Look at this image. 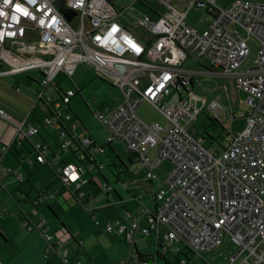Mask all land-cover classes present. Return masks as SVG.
<instances>
[{"label":"built area","instance_id":"built-area-1","mask_svg":"<svg viewBox=\"0 0 264 264\" xmlns=\"http://www.w3.org/2000/svg\"><path fill=\"white\" fill-rule=\"evenodd\" d=\"M56 1L0 0V76L41 74L33 108L40 112L37 124L55 130L56 150L38 138L39 126L0 109V119L13 127L12 143L20 146L35 138L31 141L35 163L53 166L61 180L73 186L77 198L86 199L80 192L86 183L82 175L101 168L94 155L103 150L92 137L78 136L66 111L76 90L61 93L54 83L56 73L68 74L83 65L121 93L119 103L93 112L106 130V143L123 144L147 180L156 178L155 169L162 162L170 164L162 188L153 197L158 203L155 210L131 219L127 227L120 225L116 232L130 244L138 235H152L157 252L162 256L172 249L176 264H211L205 257L226 238L233 251L225 264H263L264 1L241 0L222 9L215 0H193L192 8L208 14L203 31L186 23V13L174 7L177 0H135L155 3L162 13L151 9L155 17L138 15L130 27L121 23L129 6L117 11L108 0H64V8L75 12L68 22ZM253 48L255 68L241 71ZM202 59L209 63V74L231 78L248 107L242 114L243 129L229 132L219 152L208 150L192 134L207 102L193 96L190 83L197 72L185 62ZM49 88L53 90L47 93ZM142 103L152 106L166 124L143 121L136 114ZM208 108L220 116L218 103ZM9 149L10 145L0 147V161ZM152 149H156L154 159ZM67 156L71 162L56 163ZM14 174L17 181H24L21 174ZM102 190L108 192L110 187L103 185ZM45 199L40 196L38 201ZM83 207L98 225L89 199ZM25 225L27 231L36 227ZM37 228L52 242L42 220ZM105 231L113 227L106 224ZM154 260L142 259L138 264H157Z\"/></svg>","mask_w":264,"mask_h":264},{"label":"rangeland","instance_id":"rangeland-1","mask_svg":"<svg viewBox=\"0 0 264 264\" xmlns=\"http://www.w3.org/2000/svg\"><path fill=\"white\" fill-rule=\"evenodd\" d=\"M134 1L135 0H110L111 4L117 11H121L128 6L130 7V9L128 8L126 11H124V14L121 18V23L125 26L130 27V24L136 21L138 15L148 16L149 18L155 17L153 12L150 11L151 9L157 13H162L160 7L155 3ZM179 1L183 6L174 4V7L177 11L184 14L186 13V23L197 31H203L204 28H206V24L208 23V14L203 8H192L191 5L193 0ZM238 1L241 0H216V5L219 8L225 9ZM200 61H202V63L206 66V61L204 59ZM185 66H188L197 72L194 74L193 78V86L191 90L193 96L197 99H205L207 102V106L202 107L198 118L193 123L194 131L192 134L196 138H199V136L202 134L201 136L204 138L203 144L208 148V150L212 152H219L221 147L227 142V133L240 132L244 127V119L241 118V116L248 111V107L246 104H244V95L242 93H238L235 90L230 77L223 78L220 75L209 74L208 72H205L206 67H202V69H199L202 71H198L197 69L200 66L196 61H186ZM40 80L41 75L36 71L0 76V109L16 120L25 119L32 111L31 115L29 116V121L35 123L40 112L37 107L33 110L32 108L34 104V94L40 89L38 86ZM55 82L63 92L68 91L69 89H74L75 86L81 90V95L74 97L71 100L69 107L73 113V116L71 113H69L72 116L71 121L74 120L73 123L79 127L77 134L80 135L82 131V133H85L86 135H92L99 143L104 142L105 144L106 130L92 114V112H102L105 108H110L111 104H113L114 100L116 99V96H118L120 90L117 88L115 89L107 82L96 78L92 70L82 65L75 67L67 75L65 73H58L55 76ZM51 90L52 89L49 88L47 93ZM212 102L218 103L222 107L220 116L215 112L212 113L211 109L208 108V105ZM198 105L201 106L200 101L198 102ZM136 114L146 123L156 122L162 124L164 122L162 116L147 103L140 104L136 109ZM211 116H219V118L216 119L220 121L221 126L206 127V118ZM232 116L234 119H232ZM80 124L83 126V128L80 127ZM10 127L12 128L13 133L12 125H10ZM44 127L45 129L43 127L40 129V137L44 140V142L48 143L50 148L54 151L56 150V145L54 143L55 130L51 126ZM204 129L207 131V135L203 133ZM85 130L87 132H85ZM210 137L215 138V141H210ZM111 147L117 156L123 157L126 155V150L123 144L116 142L112 143ZM24 150L28 161L27 159L24 160V163H22L19 168L10 169L11 171L15 170L16 173L21 174L24 179H26V176L29 175L30 183L33 186L32 189L36 188V190H41L43 185L44 188L47 187L48 189H52V187L56 185L61 186L60 182L56 178H53L54 175L52 176V173L48 167L41 165H31V162L34 161V156L32 155V149L29 143L26 141L24 142ZM100 156H102L103 164L106 165L103 172L107 173L108 171H111L115 173L114 167H108L107 165V161L110 159L113 161L118 160L111 154V151L107 149L106 153H103ZM1 170L3 171L4 169L2 168ZM2 171H0V173L3 175L4 179H1L0 182L2 188L0 189V223H2V225L7 223L9 229L13 230L15 221L18 218H23V212H29L30 216L26 215V217L28 216L33 219L36 218V216L31 215V213L33 214L34 210L35 214L37 215V219L39 216L43 215L47 219H43L44 222L47 223L49 221L53 223V216L46 210L47 205H51L53 199L47 201V203H41L40 206L36 207L34 210L31 209L32 205L30 206V204L23 201L24 195L33 196L34 194L31 190L30 183H18L11 175L12 173L7 174L6 172ZM96 179L98 181L97 183L100 184L101 180L98 178ZM99 188L100 187L92 188L91 192L94 196L95 203L100 209L102 206L100 204L104 203V194L101 193ZM48 195L50 196L51 194ZM81 208V206L78 207L80 210ZM95 212L97 216L100 217L96 209ZM75 213L77 214L74 216V218L78 219L81 213ZM83 213L85 214L87 220L92 225H94L91 219H89V214L87 215L86 211ZM47 214L50 215V217H48ZM232 248V245L226 238L224 239L222 246L217 251L208 254L206 259L211 262V259L214 257L216 258V261L213 260L211 262L212 264H225L228 257L230 256L229 252L233 250ZM150 251H153V248H150ZM184 252L187 253V255H190L187 251ZM59 255L66 257V253L62 251L59 252ZM102 257L103 254H101L99 261H102ZM169 257L171 264H176L174 257H172V255H169ZM179 258H182V256L179 255ZM60 264H62V262H60ZM196 264L202 263L200 261H196Z\"/></svg>","mask_w":264,"mask_h":264},{"label":"crops","instance_id":"crops-1","mask_svg":"<svg viewBox=\"0 0 264 264\" xmlns=\"http://www.w3.org/2000/svg\"><path fill=\"white\" fill-rule=\"evenodd\" d=\"M176 4L178 6H183L179 0L175 2V5ZM205 29L206 28H204V30ZM252 50L248 59L242 65L241 71L255 68V50L254 48ZM204 60L206 61V66L200 61L198 63L200 66L197 69L198 71H202L199 70L202 69V67H206L205 69L208 68L209 63L206 59ZM57 87L59 88L58 85ZM74 89L77 90L75 97H77V95L80 96L81 90L76 86ZM71 100L68 105V111L73 116V113L69 108ZM120 100L121 93L119 91L118 96H116V99L110 107L119 103ZM30 115L31 114H29V116ZM29 116L26 117L28 120L30 118ZM31 123L36 124V122ZM162 124H166V121L164 120ZM85 132L87 131L85 130ZM12 134V128L9 123L0 119V147L11 144ZM84 134L85 133H82L81 131L80 135L82 136ZM92 138L95 141V145L104 146L106 144H104V142L99 143L93 136ZM111 144V154L118 160L113 161L110 159L107 161V165L108 167H114L115 173L111 171H108L107 173L103 172L106 165L103 164V159L100 155L106 153V149L104 152L94 155L96 162L102 165V168L100 170L96 168L93 171L86 173L84 179L87 180V183L81 187V191L89 197L88 199L95 205V209L100 215V217H98L94 210V213L100 222L99 225H92L83 213L86 210L83 208L82 204L88 199L79 200L76 193L73 191V186L63 183L60 177L58 178L48 165L37 164L35 161H33L34 163L31 162V165L33 166L41 165L48 167L52 176L54 175L53 178H56L61 184V186H53L52 189H48L47 187L44 188L43 185L41 190H36V188L32 189L33 186L30 183L29 175L26 176V179L23 178V182L30 183L31 190L34 193L33 196L24 195L23 200L30 204V206L32 205L31 209L34 210L36 207H39L41 203H47V201L53 199L51 205L46 204V210L53 216L52 221L54 222H45V225L49 229V234L53 237L52 242H47L36 229L29 232L25 228V221L28 220L36 226L40 219H46L45 216L41 215L37 219L34 210L31 215L36 216V218L33 219L28 217L30 216L29 212H23V218H18L15 221L13 230L9 229L7 223L5 225L0 223V264H60V262H62V264H74V262H80V264H138L139 257L141 259H151L152 256H155L157 251H159V247L155 245L154 237L152 235H138L134 243L130 244L125 240L123 234L116 232V229L120 225H125L127 227L131 219H140L147 211L155 210L158 203L153 197L154 194L162 188L163 181L170 169V164L167 161L162 162L155 169L156 178L154 180H147L145 178L144 170L139 167L134 160V157L126 149V155L123 157L117 156L113 151ZM90 150L92 149L90 148ZM155 155L156 149L150 150L151 158L154 159ZM26 159L24 144H22V149L12 147L10 151L2 156V161H0V171H2L1 169L3 168V171L7 174L12 173L11 175L15 179L14 172L16 171H11L10 169L19 168ZM71 161L72 158L67 156L61 158L56 163H69ZM96 178L101 180L100 184L97 183L98 181ZM1 179H4V177L0 173V182ZM16 182L23 183L17 180ZM103 185L108 186L111 189L108 192L103 191ZM97 187H100L99 189L101 193L104 194V203L100 204L102 205L100 209L95 203L94 196L91 192L92 188ZM0 189H2L1 184ZM48 194L51 195L49 196ZM40 195H47L48 198L35 204L36 199H38ZM79 206L84 210L82 208L81 210L83 211L78 209ZM75 212L81 213L78 219L74 218L77 214ZM86 213L87 215L89 214L87 211ZM26 215L28 216L26 217ZM48 217H50V215H48ZM104 224L112 225L113 231L110 233L106 232ZM160 235L162 236V231H160ZM150 248H153V251H150ZM60 251L66 253V257L59 255ZM172 252L173 250L170 249L169 251L164 252L165 254L163 255L170 263L169 255L174 257ZM231 252H229V254H231ZM101 254H103V259L102 261H99ZM205 260L208 263H211L213 260L216 261V258L213 257L211 262L208 261L206 257Z\"/></svg>","mask_w":264,"mask_h":264},{"label":"bare ground","instance_id":"bare-ground-1","mask_svg":"<svg viewBox=\"0 0 264 264\" xmlns=\"http://www.w3.org/2000/svg\"><path fill=\"white\" fill-rule=\"evenodd\" d=\"M108 1H109V3L111 4L110 0H108ZM63 2H64V0H63ZM63 4H64V3H63ZM111 5H112V4H111ZM58 7H59V6H58ZM112 7L115 8L113 5H112ZM63 9H66V8H64V5H63ZM68 10H70V9H68ZM59 11H60V9H59ZM60 12L63 14L62 11H60ZM73 12H74V11H73ZM63 16H64V15H63ZM74 16H75V15H74ZM74 16H73V17H74ZM73 17H72V18H73ZM64 18H65V17H64ZM72 18H71V19H72ZM71 19H70V20H71ZM70 20H69V21H70ZM69 21H68V22H69ZM77 66H79V65H76L75 67H77ZM82 66H83V65H82ZM75 67H74V68H75ZM74 68H73V69H74ZM58 73H59V72H58ZM63 73H64V72H63ZM56 74H57V73H56ZM65 74H66V73H65ZM40 75H41V74H40ZM55 76H56V75H55ZM55 76H54V83H55ZM96 78H97V77H96ZM38 85H39V83H38ZM55 87H56V89H57L59 92H61V93L63 92V91H61V90L57 87L56 83H55ZM52 90H53V89H52ZM69 90H75V89H69ZM76 93H77V90H76ZM75 95H76V94H75ZM73 97H75V96H73ZM73 97H72V98H73ZM72 98H71V99H72ZM71 99H70V100H71ZM69 102H70V101H69ZM69 102H68V104H67V106H66V111H67L68 113H70V112L68 111V105H69ZM35 108H36V107H35ZM137 108H138V107H137ZM33 109H34V108H32V110H33ZM93 112H94V111H93ZM93 112H92V114H93ZM31 113H32V111L30 112V114H31ZM70 116H71V115H70ZM71 118H72V116H71ZM140 118H141V117H140ZM141 119H142V118H141ZM1 120H2V119H1ZM142 120H143V119H142ZM2 121H4V120H2ZM143 121H144V120H143ZM4 122H5V121H4ZM72 122H73V121H72ZM35 125L39 126V125L37 124V122H36ZM41 128H42V127L39 126V132H40V129H41ZM43 128H44V127H43ZM77 128H79V127L77 126ZM44 129H45V128H44ZM78 136H80V135L78 134ZM38 138L42 139V138L40 137V134H39ZM34 140H36V139H35V138H32V139H30V140H26V142H28L29 145H30V147H31V141H34ZM42 140H43V139H42ZM105 140H106V139H105ZM43 141H44V140H43ZM24 142H25V141H24ZM24 142H22L20 146H16V144H15L13 148H16V149H18V148H19V149H22V144H24ZM54 143H55V137H54ZM105 143H106V141H105ZM11 144H12V142H11ZM11 144H10V146H11ZM106 144H111V143H106ZM106 144H105V145H106ZM3 146H5V145H3ZM96 146L103 147V146H100V145H96ZM11 148H12V147H10V149H11ZM10 149H9V151H10ZM31 149H32V148H31ZM102 150H103V152H104V149H103V148H102ZM32 154H33V151H32ZM57 164H60V163H57ZM62 164H63V162H62ZM62 164H61V165H62ZM45 165H48V164H45ZM100 166H101V168H102V165H100ZM101 168H97V169L100 170ZM95 169H96V168H95ZM53 171H54V167H53ZM54 172H55V171H54ZM87 173H89V172H87ZM55 174H56V172H55ZM85 174H86V173H85ZM85 174L82 175V179H84V175H85ZM56 175H57V174H56ZM57 176H59V175H57ZM60 179H61V177H60ZM85 180H86V179H85ZM62 182H63V181H62ZM63 183H64V182H63ZM86 183H87V180H86ZM86 183H85V184H86ZM65 184H66V183H65ZM85 184H84V185H85ZM68 185H70V184H68ZM82 186H83V185H82ZM110 189H111V188H110ZM80 192H81V193H84V192L81 191V188H80ZM84 194H85V193H84ZM85 195H86V194H85ZM40 196H46V197L48 198L47 195H40ZM88 198H89V197L86 196V199H88ZM45 200H46V199H45ZM79 200H80V199H79ZM36 201H38V199H36ZM40 201H42V200H40ZM43 201H44V200H43ZM37 203H39V201H38ZM37 203H35V204H37ZM91 203H92V202H91ZM92 204H93V203H92ZM82 205H83V204H82ZM93 205H94V204H93ZM83 208H84V207H83ZM94 210H95V205H94ZM41 220L43 221V226L47 227V226L45 225L44 220H43V219H40V221H41ZM97 220H98V219H97ZM40 221H39V222H40ZM98 221H99V220H98ZM27 222H28L29 224H33V223H31L30 221H28V220L25 221V223H27ZM38 224H39V223H38ZM93 224H94V223H93ZM99 224H100V222H99ZM99 224H98V225H99ZM33 225H34V224H33ZM94 225H95V224H94ZM105 225H106V224H104V229H105ZM25 226H26V225H25ZM34 226H35V225H34ZM37 226H38V225H36V227H35L34 229H36V230L38 231ZM111 226H112V225H111ZM25 228H26V227H25ZM34 229H33V230H34ZM47 229H48V227H47ZM29 232H31V231H29ZM111 232H112V231H111ZM38 233H39V232H38ZM48 233H49V229H48ZM108 233H110V232H108ZM39 234H40V233H39ZM50 235H51V234H50ZM52 238H53V237H52ZM46 241H47V240H46ZM47 242H49V241H47Z\"/></svg>","mask_w":264,"mask_h":264},{"label":"trees","instance_id":"trees-1","mask_svg":"<svg viewBox=\"0 0 264 264\" xmlns=\"http://www.w3.org/2000/svg\"><path fill=\"white\" fill-rule=\"evenodd\" d=\"M206 71L209 72L210 69L207 68ZM191 84H192V83H190V85H191ZM242 117H243V116H241V118H242ZM232 119H234V118H232ZM80 126L83 127L81 124H80ZM205 126H206V127H216V126H221V124H220V121H218L216 118H214V117L211 116V117H207V118H206ZM203 133L207 135V131H206L205 129H204ZM201 135H202V134H201ZM201 135L199 136V139H200L201 141H203L204 138H203ZM227 135L229 136V132L227 133ZM210 141H215V138L210 137ZM14 145H15V143H12L10 147H14ZM106 147H107V149H109V151H111V149H110V144H106V145H104V146L101 147V148H103V149L105 150ZM223 147H224V146H222L221 149H222ZM111 152H112V151H111ZM61 164H62V162H61L59 165H61ZM48 167H50L51 170L53 171V166L48 165ZM58 178H59V176H58ZM151 258L155 259L154 261H156V263H158V264H171L170 262H168V261L164 258L163 255L161 256V255L159 254V252H157V253L155 254V256H152ZM174 259H175V256H174ZM141 260H142V259L139 257V261H138V262H140Z\"/></svg>","mask_w":264,"mask_h":264},{"label":"water","instance_id":"water-1","mask_svg":"<svg viewBox=\"0 0 264 264\" xmlns=\"http://www.w3.org/2000/svg\"><path fill=\"white\" fill-rule=\"evenodd\" d=\"M63 3V0H57L55 2V5L59 6V9L63 12L65 19L69 21L75 15V12H73L72 10L63 9Z\"/></svg>","mask_w":264,"mask_h":264}]
</instances>
